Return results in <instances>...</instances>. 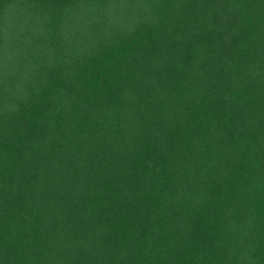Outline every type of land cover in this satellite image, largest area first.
<instances>
[{
	"label": "trees",
	"instance_id": "1",
	"mask_svg": "<svg viewBox=\"0 0 264 264\" xmlns=\"http://www.w3.org/2000/svg\"><path fill=\"white\" fill-rule=\"evenodd\" d=\"M0 264H264V0H0Z\"/></svg>",
	"mask_w": 264,
	"mask_h": 264
}]
</instances>
